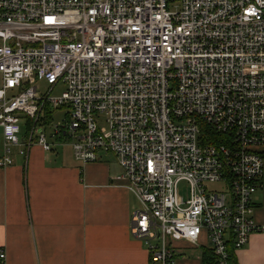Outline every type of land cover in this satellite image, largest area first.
<instances>
[{
	"label": "built area",
	"instance_id": "built-area-1",
	"mask_svg": "<svg viewBox=\"0 0 264 264\" xmlns=\"http://www.w3.org/2000/svg\"><path fill=\"white\" fill-rule=\"evenodd\" d=\"M51 109L77 161L117 158L145 264L183 241L233 264L264 234V0H0V168L34 137L52 150Z\"/></svg>",
	"mask_w": 264,
	"mask_h": 264
},
{
	"label": "crops",
	"instance_id": "crops-1",
	"mask_svg": "<svg viewBox=\"0 0 264 264\" xmlns=\"http://www.w3.org/2000/svg\"><path fill=\"white\" fill-rule=\"evenodd\" d=\"M27 136L24 128L21 141ZM33 140L15 148L12 166L0 168V252L6 255L0 264L147 263L145 246L130 233L139 202L117 181L123 174L117 158L101 152L96 162L83 164L69 139L50 135L48 152ZM2 151L0 129V156ZM254 203V220L264 225V177ZM204 243L179 242L176 264H207L204 252L212 250ZM209 261L216 264L214 257ZM234 261L264 264V234L235 251Z\"/></svg>",
	"mask_w": 264,
	"mask_h": 264
},
{
	"label": "rangeland",
	"instance_id": "rangeland-1",
	"mask_svg": "<svg viewBox=\"0 0 264 264\" xmlns=\"http://www.w3.org/2000/svg\"><path fill=\"white\" fill-rule=\"evenodd\" d=\"M41 88H42V92L46 91L45 90L46 85L44 83L41 84ZM64 90H65V86L63 84H60L53 91L52 95L53 96H60ZM50 112H51V116H52L51 123L48 120H45L46 124L49 123V125L46 126L48 136H50L53 133L54 126L62 125L63 122L65 121V111L63 109H61V110L51 109ZM23 126L26 128L25 122H23ZM28 134H29V132H28ZM65 142H69V140L66 139ZM207 186H208L210 191H213V190H218L220 188L221 184H218V185L208 184ZM185 188H186L185 184H182L181 190H185Z\"/></svg>",
	"mask_w": 264,
	"mask_h": 264
},
{
	"label": "trees",
	"instance_id": "trees-1",
	"mask_svg": "<svg viewBox=\"0 0 264 264\" xmlns=\"http://www.w3.org/2000/svg\"><path fill=\"white\" fill-rule=\"evenodd\" d=\"M26 130H28V132H29V126H26V128H25ZM212 252H210V251H205L204 252V262L205 263H207L208 264V262H210L209 260H211L212 259V257H214V256H212L213 254H211ZM232 262H233V264H236L235 263V261H234V256H232ZM211 263V262H210Z\"/></svg>",
	"mask_w": 264,
	"mask_h": 264
}]
</instances>
